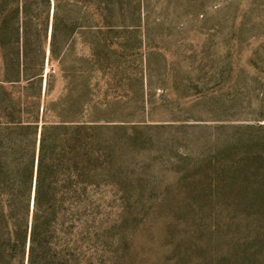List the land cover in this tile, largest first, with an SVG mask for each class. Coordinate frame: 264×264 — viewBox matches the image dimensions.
<instances>
[{"label": "rangeland", "instance_id": "1", "mask_svg": "<svg viewBox=\"0 0 264 264\" xmlns=\"http://www.w3.org/2000/svg\"><path fill=\"white\" fill-rule=\"evenodd\" d=\"M52 12L0 0V144L25 148H0V264H26L37 112L52 100L79 117L85 98L84 38L49 62ZM127 12L124 84L91 114L110 148L99 264H264V0H129Z\"/></svg>", "mask_w": 264, "mask_h": 264}, {"label": "trees", "instance_id": "2", "mask_svg": "<svg viewBox=\"0 0 264 264\" xmlns=\"http://www.w3.org/2000/svg\"><path fill=\"white\" fill-rule=\"evenodd\" d=\"M52 2L49 62L62 66L68 55L67 36L78 33L83 37L88 52L78 59L82 63L78 80L84 86L85 98L79 117L73 115L71 108L61 107L56 113L53 108L58 101L52 100L37 112L42 122L38 144L34 146L35 181L24 209L28 232L26 264H99V193L110 148L99 135L103 124L91 114L94 108L100 111L101 106L108 105L111 87L124 84L129 59V0ZM26 65L25 58L23 71L29 69ZM53 71L51 67L45 78L47 95L52 88ZM31 77L43 80V68ZM69 90L58 100L69 99ZM0 148L25 149L6 144H0ZM3 200L11 206L9 200Z\"/></svg>", "mask_w": 264, "mask_h": 264}, {"label": "water", "instance_id": "3", "mask_svg": "<svg viewBox=\"0 0 264 264\" xmlns=\"http://www.w3.org/2000/svg\"><path fill=\"white\" fill-rule=\"evenodd\" d=\"M36 168V167H35Z\"/></svg>", "mask_w": 264, "mask_h": 264}]
</instances>
